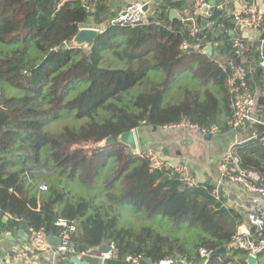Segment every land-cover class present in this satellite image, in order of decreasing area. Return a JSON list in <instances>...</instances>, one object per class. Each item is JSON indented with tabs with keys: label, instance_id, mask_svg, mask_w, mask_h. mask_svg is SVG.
Segmentation results:
<instances>
[{
	"label": "trees",
	"instance_id": "obj_1",
	"mask_svg": "<svg viewBox=\"0 0 264 264\" xmlns=\"http://www.w3.org/2000/svg\"><path fill=\"white\" fill-rule=\"evenodd\" d=\"M105 1L89 11L92 0H0V216L9 218L0 234L54 235L56 217L75 225L62 264L104 246L114 249L105 264L167 257L202 264L200 249L224 250L207 264H247V254L230 248L235 230L215 222L180 176L152 170L116 139L182 120L226 137L235 132L240 169L264 180V126L234 130L227 84L231 62L247 84L251 70L263 69L264 34L253 43L229 35L232 18L214 7L209 20L220 34L202 29L200 17L190 38L187 24L166 18V7L180 6L173 0L135 28L104 26ZM81 28L100 30L89 52L70 46ZM235 39L243 49L232 47ZM215 42L222 66L205 52ZM183 43L199 49L182 50ZM254 103L251 113L264 122V97ZM108 137L114 145L101 146ZM217 198L227 201L222 192ZM230 214L240 224L239 213ZM257 261L264 264V253Z\"/></svg>",
	"mask_w": 264,
	"mask_h": 264
},
{
	"label": "built area",
	"instance_id": "obj_2",
	"mask_svg": "<svg viewBox=\"0 0 264 264\" xmlns=\"http://www.w3.org/2000/svg\"><path fill=\"white\" fill-rule=\"evenodd\" d=\"M93 3H96L98 0H92ZM212 5L209 0H194L193 10L200 15V17L206 21V25L203 29L207 30L209 33H214L217 31V25L214 20H209L211 18L212 8L218 10H224V8L230 4L233 5L232 19L235 21V24L238 28L242 30H253L260 27L263 23L264 16L257 9L256 5L248 4L245 5V0H214ZM149 3H136L127 5L122 13L117 16L116 19L111 20L108 23V26H120V27H130L135 28L138 25L143 24L147 17L146 6L148 7ZM89 10V8H87ZM90 11V10H89ZM188 29L190 31L189 36L193 38L199 31L198 23L196 18L192 17L186 20ZM94 29V28H92ZM97 30V29H96ZM98 31V30H97ZM240 39H235L233 41L232 47L241 50L243 49ZM198 44L188 45L183 43L180 48L182 50L188 49H199ZM261 67H264V58L260 63ZM231 77L228 80V85L230 88L231 94H233V119L232 127L236 131L237 129H242L247 123L251 124H262L264 123L258 121L253 114L251 113L252 107L254 106L253 95L250 94L247 84V75L244 69L241 66H238L235 62L228 64ZM164 130L176 131V130H198L202 135H214L217 134V129L214 128L211 131L207 132L201 130L195 124H191L187 121H180L174 125H167L163 127ZM256 138V135L252 133L251 137L247 140H252ZM264 141V136L262 137ZM245 143V142H242ZM241 143V144H242ZM144 157L150 164V168L155 171L167 170L170 172L171 176H180L181 180L184 182L185 186L191 190H194L199 185L198 180L195 179L190 168L183 163L173 165L161 155L154 151L147 152ZM219 174L216 178V184L212 189L211 196L217 197L219 193V188L227 186H237L249 197L252 198L251 205L256 206V203L259 198L264 199V180L259 178L254 172H247L240 169L239 163L236 157L234 147L226 152L221 158V163L219 165ZM254 181V182H253ZM260 183V184H259ZM42 190H45L44 187H41ZM248 222L250 227L244 225H237L233 237L231 240L230 248L235 251L238 250L247 254L249 257L258 258L264 253V238L260 236L264 232V216L258 213V210L254 208L248 214ZM58 228V233L56 238L60 240V244L56 247L54 251V257H64L67 253L71 252V235L75 231V225L69 224L67 222L57 220L55 223ZM252 229L254 231L252 232ZM47 236L42 231L31 232L29 240L31 244L29 248L19 251L15 254L13 260L18 264H41V255L44 254L47 249H49V244L46 240ZM200 257L203 259L202 264H207L211 258V253L200 249L198 251ZM86 255L80 254L76 255L79 258H82ZM114 256V249L110 247V251L104 254H101L98 257V261L92 264H105V261ZM127 261L137 263V259H132L127 257ZM63 264H74L71 260ZM154 264H191L182 258H163L160 261Z\"/></svg>",
	"mask_w": 264,
	"mask_h": 264
},
{
	"label": "crops",
	"instance_id": "obj_3",
	"mask_svg": "<svg viewBox=\"0 0 264 264\" xmlns=\"http://www.w3.org/2000/svg\"><path fill=\"white\" fill-rule=\"evenodd\" d=\"M60 1L64 2L66 0ZM209 1L212 2L214 0ZM146 2L149 3L146 8V14L147 17H149L155 13V7L160 5L162 0H106L104 2L106 7V22L104 23V26H108V23L111 20L116 19L127 5ZM173 2L179 3L180 6L173 9L165 8V15L169 22L176 21L181 22L182 24H187L186 20L192 17L196 18V22L198 21L200 15L193 10L194 0H173ZM244 4L256 5L257 9H259L264 16V0H245ZM95 6L96 3H93L90 7V11L95 8ZM233 8L232 4L224 8L227 18H232V13L234 11ZM202 22L201 28L203 29L204 26H202ZM232 24L234 25V29L230 31L229 35L239 34V38L248 43L260 41L264 34L262 28L264 26V20L260 27L253 30H242L238 28L235 23L232 22ZM186 28L188 29V25H186ZM208 46L210 45L204 47L205 50ZM211 47L213 48L212 59L217 65H224L226 58L222 54L220 48H218V43H213ZM261 68L263 69H259L257 72L251 70L248 80L249 92L253 95L254 99L264 97V67ZM254 117L258 121L263 122V120H259L256 115ZM134 133L138 148V156L145 155L149 151L159 152L167 162L173 165L183 163L190 168L195 179L199 182L197 188L193 190L196 199H199L207 205L210 217H212L215 222L221 223L226 231L234 232L237 225L250 227L247 214L254 208L258 210L259 214L264 216L263 198H259L256 206H252V198L244 193L239 187L225 185L222 187V193L227 201L219 204V198L211 196L210 191L207 189L208 185L214 188L216 184L221 158L238 142L235 132L231 134L230 137L214 134L210 138L205 139V136L198 130L193 131L186 129L168 131L163 128L155 130L149 126H142L138 130H134ZM162 150H164L165 153H163ZM230 211L239 213L242 218L240 224L234 217H232ZM2 218H6L8 223V217ZM2 218L0 216V222ZM1 223L7 224L3 222ZM20 232H23V236ZM56 235L57 234L51 236L56 238ZM30 244L31 240H29V236H27L22 230L1 233L0 264H18L13 260L15 254L29 248ZM49 246V249H47V251L40 257L41 264H62V259L60 257H54V251L58 245ZM101 254H104L101 248L92 249L88 254L82 257L81 260L84 263L88 262L92 264L98 261V257Z\"/></svg>",
	"mask_w": 264,
	"mask_h": 264
},
{
	"label": "water",
	"instance_id": "obj_4",
	"mask_svg": "<svg viewBox=\"0 0 264 264\" xmlns=\"http://www.w3.org/2000/svg\"><path fill=\"white\" fill-rule=\"evenodd\" d=\"M52 1L56 5L59 0H52ZM211 4L213 5L214 2L212 1ZM146 8H147V6H146ZM232 22L235 23V21H232ZM205 25H206V21H203L202 26H205ZM262 28L264 30V26ZM78 32L79 33L76 36H74V38L70 42V46H72L73 48H77V49L81 48V50L84 52H89L93 48V46L96 42V39L99 36L100 32H98L96 29H92V28H81ZM219 34H220L219 31L215 32L216 36H218ZM212 49L213 48L211 46H208L207 49L205 50V52L207 53L208 56H212ZM246 126H249V123H247ZM236 131L241 132L242 129H237ZM210 137H211V135H206L205 139H208ZM116 142L118 144H122V145L126 146L130 150V152L133 156H135V157L138 156V148H137V144L135 141L134 130L120 134V136L116 139ZM113 145H114V140L112 137L106 138L101 144V146H104V147L113 146ZM162 151H163V153H165L164 150H162ZM175 177H177V176H175ZM221 192H222V187L219 188V193H221ZM233 200H234V198H233ZM53 221L56 223L57 218L55 217ZM1 222L7 223V219L2 218ZM20 234L23 236V232H20ZM46 240H47L48 244L52 245V246H57L60 244V240L58 238H54L51 235H48ZM102 251H103V253H107L110 251V247L104 246V247H102ZM223 253H224L223 249L217 250V252L211 253V258H217L219 256H222ZM70 260L74 264H90L88 262L84 263L81 260V258H79L78 256H71ZM144 261L146 263H149V260H147V259ZM247 264H258L257 258L256 257L253 258V257L249 256L247 259Z\"/></svg>",
	"mask_w": 264,
	"mask_h": 264
},
{
	"label": "rangeland",
	"instance_id": "obj_5",
	"mask_svg": "<svg viewBox=\"0 0 264 264\" xmlns=\"http://www.w3.org/2000/svg\"><path fill=\"white\" fill-rule=\"evenodd\" d=\"M151 8H152V7H151ZM101 144H102V142H101ZM101 144H100V145H101Z\"/></svg>",
	"mask_w": 264,
	"mask_h": 264
}]
</instances>
